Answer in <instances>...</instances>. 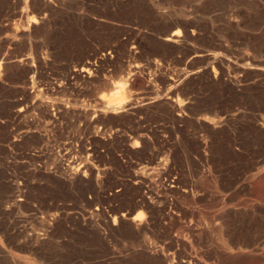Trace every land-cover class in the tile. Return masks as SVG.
<instances>
[{
  "label": "rangeland",
  "instance_id": "374dc122",
  "mask_svg": "<svg viewBox=\"0 0 264 264\" xmlns=\"http://www.w3.org/2000/svg\"><path fill=\"white\" fill-rule=\"evenodd\" d=\"M165 263L264 264V0H0V264Z\"/></svg>",
  "mask_w": 264,
  "mask_h": 264
},
{
  "label": "bare ground",
  "instance_id": "6f19581e",
  "mask_svg": "<svg viewBox=\"0 0 264 264\" xmlns=\"http://www.w3.org/2000/svg\"><path fill=\"white\" fill-rule=\"evenodd\" d=\"M171 25V24H170ZM175 25V24H174ZM172 26V25H171ZM168 34V33H167ZM179 35H180V30L179 29H176V30H174L173 32H171L169 35H164V37H163V42L165 41V42H173L174 44L176 43V42H178L179 41ZM168 44V43H167ZM179 44V43H178ZM177 45V44H176ZM3 59V58H2ZM87 63V62H86ZM24 64V63H23ZM88 65V64H87ZM90 65V64H89ZM135 67V66H134ZM88 68L89 67H82V68H80L81 70V73L83 72H85V73H87V71H88ZM263 69V68H262ZM79 70V69H78ZM78 72V71H77ZM75 73V72H74ZM80 73V72H79ZM82 73V74H83ZM91 73V72H90ZM81 74V75H82ZM85 75V74H84ZM87 76V75H86ZM186 76V75H185ZM190 76V75H189ZM122 85V84H121ZM110 87V86H109ZM162 99V98H161ZM146 100V99H145ZM117 102V101H116ZM105 103V102H104ZM112 103V102H111ZM113 103H115V102H113ZM120 103H122V102H120ZM172 103H173V101H172ZM118 104V103H117ZM116 104V105H117ZM119 105V104H118ZM124 105V104H123ZM134 105V104H133ZM175 105V104H174ZM177 105V104H176ZM114 106V105H113ZM46 107V106H45ZM48 107V106H47ZM117 107H119V106H117ZM116 107V108H117ZM121 107V106H120ZM125 107V106H124ZM127 107H128V105H127ZM113 108V107H112ZM115 108V107H114ZM126 108V107H125ZM101 109V108H100ZM97 110V109H96ZM126 110V109H125ZM104 112L106 111V110H103ZM116 111V110H115ZM48 112V111H47ZM110 114V113H109ZM78 172V171H77ZM76 172V173H77ZM75 173V172H74ZM75 173V174H76ZM73 174V173H72ZM66 178V177H65ZM138 178V177H137ZM144 178V177H143ZM146 178V177H145ZM140 179H142V178H140ZM143 180V179H142ZM145 180V179H144ZM148 181V180H147ZM145 189V188H144ZM148 191H150V190H148ZM147 191V192H148ZM144 193V192H143ZM138 196V195H137ZM145 197H147L146 195H145ZM143 199V198H142ZM146 199V198H145ZM148 199V198H147ZM151 200V199H150ZM145 201H147V200H145ZM145 201H144V203H145ZM152 201V200H151ZM150 201V202H151ZM148 202H149V199H148ZM145 204H147V203H145ZM140 225H141V223H139ZM143 225V224H142ZM139 230V229H138ZM137 230V231H138ZM194 230V229H193ZM144 231V230H143ZM208 235V234H207ZM197 236V235H196ZM211 238V237H210ZM210 240V239H209ZM202 244V243H201ZM184 245V244H183ZM184 247V246H183ZM148 249V248H147ZM184 254V253H183ZM180 255V254H179ZM171 256V255H170ZM186 256V255H185ZM179 257V256H178ZM187 257V256H186ZM190 257V256H189ZM194 258V257H193ZM192 258V259H193ZM188 260V259H187ZM191 260V259H190ZM194 261V260H193ZM187 261H185V263H186ZM198 262V261H197ZM182 263V262H181ZM165 264H167V263H165ZM180 264V263H179Z\"/></svg>",
  "mask_w": 264,
  "mask_h": 264
}]
</instances>
